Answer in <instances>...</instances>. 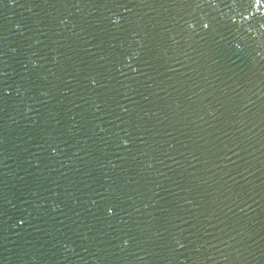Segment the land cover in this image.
<instances>
[{
  "label": "water",
  "instance_id": "95a60500",
  "mask_svg": "<svg viewBox=\"0 0 264 264\" xmlns=\"http://www.w3.org/2000/svg\"><path fill=\"white\" fill-rule=\"evenodd\" d=\"M0 264H264V0H0Z\"/></svg>",
  "mask_w": 264,
  "mask_h": 264
}]
</instances>
